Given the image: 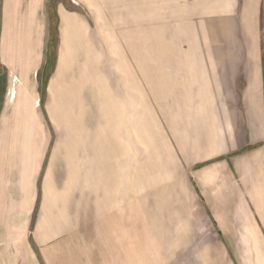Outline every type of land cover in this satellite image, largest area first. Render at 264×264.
<instances>
[{
	"label": "crops",
	"instance_id": "crops-1",
	"mask_svg": "<svg viewBox=\"0 0 264 264\" xmlns=\"http://www.w3.org/2000/svg\"><path fill=\"white\" fill-rule=\"evenodd\" d=\"M129 1L0 0V264L63 260L83 236L96 251L99 235L127 257L131 243L209 252L217 219L264 235V0ZM101 36L136 44L137 74L153 77L152 147L140 115L131 151L113 116L85 115L76 91L91 81H65L92 74Z\"/></svg>",
	"mask_w": 264,
	"mask_h": 264
},
{
	"label": "rangeland",
	"instance_id": "rangeland-1",
	"mask_svg": "<svg viewBox=\"0 0 264 264\" xmlns=\"http://www.w3.org/2000/svg\"><path fill=\"white\" fill-rule=\"evenodd\" d=\"M130 0L129 2H131ZM126 14L123 18L126 19ZM128 23L129 20H124ZM130 23V22H129ZM136 25V24H134ZM103 37V38H102ZM107 41L106 44H98L97 47V60L91 61L92 72L88 77L81 76H65L66 82H74L75 78L77 82L84 83L85 81H91V84L83 85L82 87L76 86L81 91H76L81 95V99L86 103L85 115L90 111H97L98 118L101 122L105 121L107 116H113L115 118V124H113V130L116 137L117 133L123 131V128L129 130L130 134V150L137 151L138 141L136 131L138 132V121H134L139 115L145 119L146 129V142L153 146L152 142L154 134L156 133L157 140H161V126L163 123L162 112L160 107H156L157 103L151 92V85L153 84V77L139 76L138 60H137V45H123L112 44V39H118L116 37L101 36V41ZM54 44L50 45V69L52 71L55 62V48L57 46V37L54 38ZM100 40V36H99ZM102 43V42H100ZM82 54V53H81ZM78 64H82V61H76ZM97 65V69H96ZM69 70L67 69V73ZM81 71H85L80 69ZM96 72V74H93ZM97 75V76H94ZM75 84L77 85L76 81ZM79 85V84H78ZM145 87V91L143 88ZM111 88L113 93H109V96L115 100L114 108H108L106 103L105 90ZM76 93V94H77ZM65 98H72V92L65 93ZM68 94V95H67ZM113 94V95H112ZM112 100V99H111ZM141 101V103L139 102ZM145 100V108H141L143 101ZM90 101L92 109L89 108ZM110 101V100H109ZM140 103L141 107L139 108ZM122 103V104H119ZM94 105V106H93ZM84 115V116H85ZM123 117H126V121L129 118V125L122 126L118 124ZM133 117V118H132ZM118 118V119H117ZM137 123V125H136ZM160 131V132H159ZM141 137V133H140ZM142 135L141 139H143ZM120 142L121 140L117 138ZM144 147V146H143ZM144 150V149H143ZM142 150V153H143ZM145 151H150L148 145L145 147ZM135 155L133 152L130 154ZM147 157V156H146ZM132 159V157H131ZM147 200L149 197L147 196ZM150 201V200H149ZM148 202V201H147ZM177 206V205H174ZM148 212L151 211L152 205H148ZM169 215V214H168ZM192 215V214H191ZM216 215V213H214ZM216 226L211 222L210 235L202 238H207L209 243L212 244L213 250L209 252L199 251H176V252H153L144 251L138 252L134 250L136 248L133 243L130 244V251L127 254H122L116 251L118 246H115V250L106 251L105 238L99 235L98 250L94 251L93 245L88 241L87 236H83L81 242V249L78 251V245L75 250L65 252V259L50 258L51 264H264V235L258 236L252 234V230L249 227L244 226L248 221H233V220H216ZM236 224V225H235ZM201 231L206 229H201ZM119 236L118 234H114ZM161 239V237H160ZM195 243L201 242V236L195 235L193 237ZM181 247L180 245L178 246ZM218 247V248H216ZM114 249V248H113ZM145 253V254H144ZM140 254V255H139ZM144 254V255H142ZM42 264H45L43 261Z\"/></svg>",
	"mask_w": 264,
	"mask_h": 264
},
{
	"label": "trees",
	"instance_id": "trees-1",
	"mask_svg": "<svg viewBox=\"0 0 264 264\" xmlns=\"http://www.w3.org/2000/svg\"><path fill=\"white\" fill-rule=\"evenodd\" d=\"M55 37H56V18H55L54 12L51 10V12H50V43H49V47L51 44L52 45L54 44V42H55L54 38ZM50 61H52L51 57H50Z\"/></svg>",
	"mask_w": 264,
	"mask_h": 264
}]
</instances>
